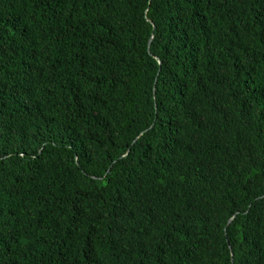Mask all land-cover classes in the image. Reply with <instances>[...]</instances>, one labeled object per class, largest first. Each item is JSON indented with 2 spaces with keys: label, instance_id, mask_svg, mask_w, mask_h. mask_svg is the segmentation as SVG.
Listing matches in <instances>:
<instances>
[{
  "label": "trees",
  "instance_id": "obj_1",
  "mask_svg": "<svg viewBox=\"0 0 264 264\" xmlns=\"http://www.w3.org/2000/svg\"><path fill=\"white\" fill-rule=\"evenodd\" d=\"M0 264H264V0H0Z\"/></svg>",
  "mask_w": 264,
  "mask_h": 264
},
{
  "label": "water",
  "instance_id": "obj_2",
  "mask_svg": "<svg viewBox=\"0 0 264 264\" xmlns=\"http://www.w3.org/2000/svg\"><path fill=\"white\" fill-rule=\"evenodd\" d=\"M230 222V220L228 221V223Z\"/></svg>",
  "mask_w": 264,
  "mask_h": 264
}]
</instances>
